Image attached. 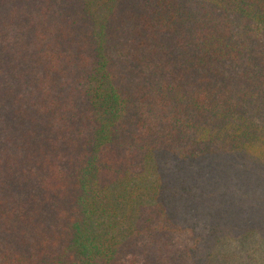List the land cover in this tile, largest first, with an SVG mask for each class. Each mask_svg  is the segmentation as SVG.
<instances>
[{"label": "trees", "instance_id": "16d2710c", "mask_svg": "<svg viewBox=\"0 0 264 264\" xmlns=\"http://www.w3.org/2000/svg\"><path fill=\"white\" fill-rule=\"evenodd\" d=\"M0 264H264V0H0Z\"/></svg>", "mask_w": 264, "mask_h": 264}]
</instances>
